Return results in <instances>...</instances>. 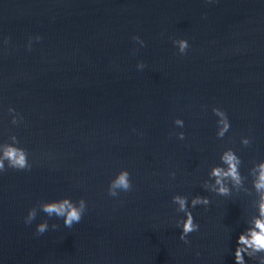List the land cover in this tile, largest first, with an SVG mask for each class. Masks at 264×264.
Listing matches in <instances>:
<instances>
[{
	"label": "water",
	"instance_id": "obj_1",
	"mask_svg": "<svg viewBox=\"0 0 264 264\" xmlns=\"http://www.w3.org/2000/svg\"><path fill=\"white\" fill-rule=\"evenodd\" d=\"M10 135L32 168L0 174V264H234L254 195L202 184L227 148L244 176L264 160V0H0V143ZM122 169L133 189L110 197ZM177 194L211 201L190 209L188 244ZM65 197L87 203L72 228L38 207Z\"/></svg>",
	"mask_w": 264,
	"mask_h": 264
},
{
	"label": "clouds",
	"instance_id": "obj_2",
	"mask_svg": "<svg viewBox=\"0 0 264 264\" xmlns=\"http://www.w3.org/2000/svg\"><path fill=\"white\" fill-rule=\"evenodd\" d=\"M211 2V0H209ZM37 41L40 37L35 38ZM133 40L144 46V41L139 36H134ZM173 46L177 48L180 55L186 54L189 49L188 41L185 39H176L172 41ZM28 47H31V41ZM145 65L141 62L137 64L138 70H142ZM8 114L11 115V124L18 126L23 122L15 109L9 107ZM212 113L218 119L216 121L217 131L216 138L223 139L230 131L231 124L224 110L219 107H213ZM174 125L177 128L184 127V121L175 119ZM179 140H184L183 132L175 133ZM251 138H242L241 144L244 147L250 146ZM20 141L16 135H10L8 141L0 143V174L8 171H30L32 163L29 159V152L20 147ZM220 163L211 167L208 172L207 179L203 182L202 188L204 191L213 193L219 197H231L234 193L243 192L248 196H253L251 207H254V213L247 219V227L239 235L236 241L234 251V264H248L249 260L256 261V264H264V160L253 162L252 167L248 170L247 176L242 175L241 166L242 160L231 149H225L219 156ZM170 176L175 177V173H170ZM251 188L246 186L249 181ZM133 189V184L130 179V173L126 169H122L108 186V195L117 197L121 192H130ZM172 204L176 206L177 214L183 213V219L176 221V227L181 230L179 239L188 244L190 234L199 231V225L195 222L190 209L198 206L207 208L211 201L206 196L197 195L189 200L188 196L174 195ZM39 209L49 218L55 216L63 220V224L67 228H72L74 224H78L87 210L86 201L81 198L78 201H73L71 198H62L54 201H41L38 204ZM37 216V208L29 209L25 218L26 224H31ZM58 227L52 224L51 228L55 230ZM49 229L47 220L39 223L36 226V234L41 235ZM197 255H199L197 253ZM247 258V259H246Z\"/></svg>",
	"mask_w": 264,
	"mask_h": 264
}]
</instances>
